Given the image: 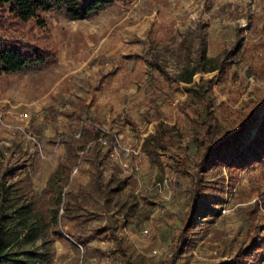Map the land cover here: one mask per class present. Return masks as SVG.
Listing matches in <instances>:
<instances>
[{
  "label": "rangeland",
  "instance_id": "obj_1",
  "mask_svg": "<svg viewBox=\"0 0 264 264\" xmlns=\"http://www.w3.org/2000/svg\"><path fill=\"white\" fill-rule=\"evenodd\" d=\"M46 18L57 59L0 75V148L26 166L42 192L66 155L64 136L78 138L85 122L93 123L113 143L102 148L105 158L114 149L117 162L116 167L109 164L105 178L115 168L135 180L128 190L136 194L140 214L122 225L123 237L143 264H170L176 248L172 239L182 235L189 202L184 189L171 186L176 175L170 164L178 163L167 156L185 158L187 172L181 183H186L195 170L196 146L191 125L178 109L188 98L186 84L167 79L162 68L147 58L156 56L164 70L179 72L195 56L200 25L208 56L234 50L225 74L215 71L194 77L212 87V108L221 122L215 138L219 141L254 109L264 115V0H116L84 17L56 8ZM196 105L203 110L205 100ZM155 108L175 136L171 153L163 157V182L157 167L137 153L145 136L155 131L158 122L149 121ZM255 135L256 127L250 139ZM125 162L129 167L122 165ZM221 172L226 178L224 192L204 197L194 243L177 264L232 261L250 242L252 228L263 226L260 235H264V162L248 164L233 186L225 165ZM90 174L83 160L73 171L71 188L78 191L87 185ZM80 214L76 221L63 219L65 239L56 242L52 255L40 264H123L111 253V243L99 238L86 246L81 242L83 232L107 221L98 192L91 191ZM145 228L147 235L142 233ZM247 264H264V257Z\"/></svg>",
  "mask_w": 264,
  "mask_h": 264
},
{
  "label": "trees",
  "instance_id": "obj_2",
  "mask_svg": "<svg viewBox=\"0 0 264 264\" xmlns=\"http://www.w3.org/2000/svg\"><path fill=\"white\" fill-rule=\"evenodd\" d=\"M114 1L0 0V75L44 66L57 59L56 41L46 18V14L53 9L63 8L74 17H84ZM199 30L195 56L179 72L164 70L156 56L147 58L162 68L167 79L178 85L186 84L188 98L178 104V109L191 125L196 146L195 170L189 174L186 183H181L183 173L187 172L185 158L178 154L177 160L171 153L175 137L172 127L161 120L158 116L160 109L155 108L149 121L158 123L155 131L145 136L140 150L151 165L157 167L159 182L164 181L166 172L163 157L171 153L168 159L178 163L170 164L176 175L171 186L184 189L189 202L182 235L172 239L176 248L170 264H177L180 255L194 243L192 235L198 227L196 220L204 197L224 192L226 178L221 172L223 165L228 171L230 186H233L238 173L248 164L264 162V115L259 116L256 109L247 114L232 132H225L219 141L215 139L221 131V122L212 108L213 99L209 94L212 87L195 82L194 77L215 71L225 74L235 52L228 50L222 56H208L201 25ZM202 99L205 100V107L200 110L196 104ZM255 127L256 135L250 139ZM107 136L89 122H85L78 138L64 136L66 155L51 172L42 192L35 188L26 166L14 162L13 155L0 148V264H40L48 259L55 243L65 239L63 219L78 220L91 191L101 196L108 218L104 225L92 227L90 233L83 232L81 242L86 246L91 239L99 238L111 243V253L120 256L123 264H143L121 233L122 225L135 221L140 214L139 200L133 191L128 190L135 180L132 176H123L115 168L105 178L109 164L117 166L110 154L107 158L103 154L104 145L100 139ZM83 160L90 166V181L76 191L70 183L74 169L79 168ZM174 165L178 166V170ZM261 227L252 228L250 242L240 247L232 261L222 264H247L251 259L263 258L264 235H260Z\"/></svg>",
  "mask_w": 264,
  "mask_h": 264
},
{
  "label": "built area",
  "instance_id": "obj_3",
  "mask_svg": "<svg viewBox=\"0 0 264 264\" xmlns=\"http://www.w3.org/2000/svg\"><path fill=\"white\" fill-rule=\"evenodd\" d=\"M105 138L106 137H104V138H101L100 139V142L106 147V145H108V144H113L111 141H107V140H105ZM138 154L139 153H142L141 152V150H139L138 152H137ZM110 157L116 162V160H115V158H114V149H110ZM117 163V162H116ZM122 165L124 166V167H129V164L127 163V162H125V163H122ZM142 233H144V234H149L150 232H149V229L148 228H145L144 230H142Z\"/></svg>",
  "mask_w": 264,
  "mask_h": 264
},
{
  "label": "crops",
  "instance_id": "obj_4",
  "mask_svg": "<svg viewBox=\"0 0 264 264\" xmlns=\"http://www.w3.org/2000/svg\"><path fill=\"white\" fill-rule=\"evenodd\" d=\"M23 71V70H22ZM21 72V71H20ZM16 73H19V72H16ZM12 74H15V73H12Z\"/></svg>",
  "mask_w": 264,
  "mask_h": 264
}]
</instances>
